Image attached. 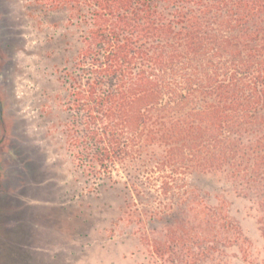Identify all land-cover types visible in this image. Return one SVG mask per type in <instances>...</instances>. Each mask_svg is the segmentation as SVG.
I'll use <instances>...</instances> for the list:
<instances>
[{"label":"trees","instance_id":"trees-1","mask_svg":"<svg viewBox=\"0 0 264 264\" xmlns=\"http://www.w3.org/2000/svg\"><path fill=\"white\" fill-rule=\"evenodd\" d=\"M45 1L86 23L59 78L69 149L91 176L123 174L124 214L149 262L225 264L234 248L264 264V0ZM211 174L250 202L261 247L226 200L188 182ZM143 187L169 202L134 208Z\"/></svg>","mask_w":264,"mask_h":264},{"label":"rangeland","instance_id":"rangeland-1","mask_svg":"<svg viewBox=\"0 0 264 264\" xmlns=\"http://www.w3.org/2000/svg\"><path fill=\"white\" fill-rule=\"evenodd\" d=\"M81 14L67 4L52 8L45 0H0V100L6 141L19 157L17 180L26 182L25 198L54 203L61 221L67 217L75 223L76 234L81 230L83 240L90 239L75 264H151L136 226L124 214L132 199L126 195L123 174L115 169L111 180L91 176L69 149V91L59 78L72 69L81 47L86 31ZM11 158L16 161L12 152ZM188 182L207 192L211 204L226 200L244 234L255 248L261 247L247 199L236 196L218 175H195ZM142 189L134 208L158 211L169 202L155 190ZM223 259L225 264H243L234 248Z\"/></svg>","mask_w":264,"mask_h":264},{"label":"crops","instance_id":"crops-1","mask_svg":"<svg viewBox=\"0 0 264 264\" xmlns=\"http://www.w3.org/2000/svg\"><path fill=\"white\" fill-rule=\"evenodd\" d=\"M25 197L1 199L0 264H75L90 239L85 242L81 230L76 234L67 217L61 221L54 203Z\"/></svg>","mask_w":264,"mask_h":264},{"label":"flooded vegetation","instance_id":"flooded-vegetation-1","mask_svg":"<svg viewBox=\"0 0 264 264\" xmlns=\"http://www.w3.org/2000/svg\"><path fill=\"white\" fill-rule=\"evenodd\" d=\"M7 131L8 128L2 114V103L0 100V203L1 199L5 200L10 197L12 198V201L15 202L16 196L23 194L26 186V182L17 180L19 174L17 173L18 168L16 163L19 162V157L17 153L12 150L11 144L8 145L6 141ZM11 152L12 154H15V162L13 161V158H11Z\"/></svg>","mask_w":264,"mask_h":264}]
</instances>
